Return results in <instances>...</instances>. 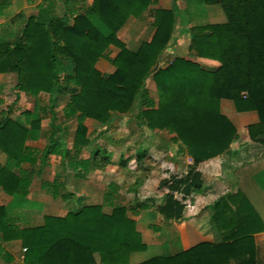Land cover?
Masks as SVG:
<instances>
[{"label":"trees","instance_id":"16d2710c","mask_svg":"<svg viewBox=\"0 0 264 264\" xmlns=\"http://www.w3.org/2000/svg\"><path fill=\"white\" fill-rule=\"evenodd\" d=\"M77 0H65L66 16L73 23L65 25L62 18L31 15L18 41L6 45L0 53V72L13 71L17 75V99L20 93L49 94L52 118L53 94L68 93L69 100L62 112L65 118L78 114L75 146L89 143L83 122L90 117L105 124L113 112L126 113L138 102L137 127L167 130L176 134L181 150L185 146L194 164L212 158L229 149L239 138L233 123L221 113V99H231L238 111L255 110L259 122L248 127L251 139L264 136V0H206L221 4L227 21L192 28L190 47L196 56L176 57L168 66L156 68L161 53L173 37L177 8L156 9V31L149 42H143L132 51L117 37V31L130 17H138L155 0H85L75 7ZM9 0H0V15ZM114 45L120 50L109 58L107 50ZM101 57H107L115 66L112 73H103L96 67ZM65 58V60H63ZM215 60L211 67L200 59ZM152 74L157 88V101L146 88V79ZM0 98V104L2 103ZM24 116L31 117L29 111ZM35 127L40 126L36 120ZM54 133L44 153L61 155L63 164L71 161L68 150H62ZM29 130L10 118L0 120V149L7 156L0 164V187L11 195L24 197L32 183L33 172L17 176L13 168L30 160L25 150ZM264 143V137L259 138ZM100 149L81 161L87 171L97 162ZM146 149L135 152L131 159L140 162ZM125 164V161H122ZM201 173L189 170L173 177L165 187L171 191L190 193L200 187ZM65 184V170L53 181L42 185L54 196L60 195ZM120 185L110 182L101 205H85L79 212L64 217L45 216L36 227L13 228L8 211L0 206V228L4 238L22 240L26 264H96L98 253L102 264H227L237 259L241 264L255 261V246L251 233L258 214L241 193L219 196L211 205V222L218 231V242L203 241L174 254L154 255L138 263H131L132 253L145 249V243L136 228L135 220L127 215V206L118 201ZM72 199L74 193H62ZM154 202V201H153ZM133 213L153 207L170 220L184 217L185 204L173 194L159 205L135 199ZM111 207L105 212L103 207ZM255 218V219H254ZM3 248L0 247V255Z\"/></svg>","mask_w":264,"mask_h":264},{"label":"crops","instance_id":"0c3cea01","mask_svg":"<svg viewBox=\"0 0 264 264\" xmlns=\"http://www.w3.org/2000/svg\"><path fill=\"white\" fill-rule=\"evenodd\" d=\"M92 1L85 0L87 4H91ZM83 2L77 0L75 7H79ZM173 6L177 8L173 37L168 47L161 53L156 68L168 66L178 56H196V52L190 47L192 28L227 21L225 12L219 3L210 4L206 0H155L138 17L130 16L117 31V37L127 48L137 51L143 42H149L155 34V10H170ZM66 12L65 0H9V5L0 15V53L6 45L13 46L18 41L29 16L43 14L46 17L48 15L53 18L57 16L62 18L65 25H71L73 19L66 16ZM119 50L118 47L111 45L107 50V56L113 58ZM200 60L211 67L219 65L215 60L202 58ZM96 67L103 73H112L115 70V66L107 57L99 58ZM16 84L15 72H0V98L3 100L0 104V120L10 118L29 130L25 139V150L31 159L14 167L13 172L17 176H22L24 172L31 171L33 176L32 183L24 197L11 195L0 187V206L8 211L7 222L15 229L36 227L44 223L45 216L64 217L68 213L79 212L85 205L103 204L107 190L106 184L98 181L97 183L90 182L87 179V172L91 168L86 171L81 161L89 158L95 151L94 136L99 133L98 131L109 127L116 119L125 116L132 118L136 123V115L139 111L138 102H135L126 113L113 112L105 124L90 117L85 118L83 124L87 129L89 143L86 146L77 147L74 141L78 127V114L65 118L62 112L69 100V94L56 93L51 96L53 109L57 115L53 119L49 94L40 92L33 95L23 92L19 94L16 101ZM146 88L150 96L157 101V88L152 74L146 79ZM25 111H29L32 116H24ZM220 111L233 123L240 134L239 138L229 149L198 164H194L185 146L181 150L180 145H183L180 141L175 142V133L142 127L145 137L151 139L152 144L157 146L153 151L152 149L146 151L145 158H148V155H155L159 158V165L156 168L159 170L157 175L149 176L144 184L155 181L158 185L160 174L162 178L169 174H175L180 178L193 169L201 173L202 183L190 193L171 191L166 187L163 193L173 194L177 200L185 204L184 217L179 220L166 219L153 207L140 208L138 214H134L135 200L131 199L123 203L121 194L119 195L118 201L127 206V215L135 220L136 228L146 245L144 250L132 253L131 263L143 261L134 258L137 253L144 252L150 247L167 249L170 252L161 254H174L203 241L218 242L220 238L211 222L210 205L221 195L241 192L259 216L258 220H254L255 227L263 226L261 230L251 233L255 246V261L252 264H264V143L259 141V138L264 136L258 135L255 139H251L248 132L249 126L259 122V115L255 110L238 111L231 99H221ZM36 120L40 122L38 128L35 127ZM52 123L58 126L55 132L57 143L61 144L62 150H68L72 156V160L66 161V164H63L62 156L57 154H49L43 160V153L55 130ZM167 136L170 137V141H167ZM168 143H174L175 147L166 148ZM134 155L135 152L131 154V157ZM7 161V154L0 149V164L5 165ZM64 170L65 184L62 193L73 192L72 199H64L62 193L54 196L42 185L43 181H53L55 176L62 174ZM70 170L71 175L68 174ZM154 171L153 169L151 173L153 174ZM163 202L164 200L158 204ZM103 209L105 212L111 211V207L107 205ZM1 218L4 217H0V228L4 222ZM0 247L3 248L0 264H26L21 239L17 237L5 239L0 230ZM94 258L96 264H102L98 253L94 254ZM227 264H241V262L233 259Z\"/></svg>","mask_w":264,"mask_h":264},{"label":"rangeland","instance_id":"374dc122","mask_svg":"<svg viewBox=\"0 0 264 264\" xmlns=\"http://www.w3.org/2000/svg\"><path fill=\"white\" fill-rule=\"evenodd\" d=\"M136 125L132 118L129 119L128 116H125L116 119L112 125L101 129L97 135L95 134V148L98 147L101 153L97 162L93 163L91 170L87 172V179L90 182L97 183L98 181L101 184H106V189L108 183L117 182L121 187L120 194L123 203H127L131 199H137L149 204L159 205L158 202H162L169 194L163 193L166 191L164 184L166 185L176 175L169 174L162 178L160 174L158 185L155 184V181L147 185L144 184L149 176L157 175L159 170L156 168L159 165V158L155 155H148V158H143L138 163L130 158L134 152L143 149H146V151L152 149L153 151L157 148L152 144L151 139L145 137L143 128ZM169 138L167 136V141H170ZM168 144L166 148L175 147L174 143ZM122 161H125V164H122ZM153 169L155 171L152 174ZM68 174L71 175L72 171L70 170ZM161 253L170 252L167 249L150 247L144 252L137 253L134 259L144 260Z\"/></svg>","mask_w":264,"mask_h":264},{"label":"built area","instance_id":"2783aa9c","mask_svg":"<svg viewBox=\"0 0 264 264\" xmlns=\"http://www.w3.org/2000/svg\"><path fill=\"white\" fill-rule=\"evenodd\" d=\"M25 250V249H24Z\"/></svg>","mask_w":264,"mask_h":264}]
</instances>
